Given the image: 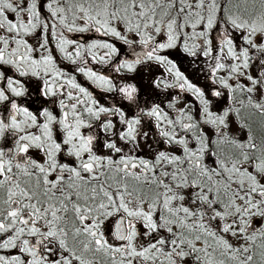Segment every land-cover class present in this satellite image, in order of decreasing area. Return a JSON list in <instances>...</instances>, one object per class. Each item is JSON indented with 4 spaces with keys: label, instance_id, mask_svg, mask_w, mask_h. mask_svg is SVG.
<instances>
[{
    "label": "snow or ice",
    "instance_id": "1",
    "mask_svg": "<svg viewBox=\"0 0 264 264\" xmlns=\"http://www.w3.org/2000/svg\"><path fill=\"white\" fill-rule=\"evenodd\" d=\"M90 62L154 64L166 102L103 105L76 73L137 88ZM0 106V264H264V0H0Z\"/></svg>",
    "mask_w": 264,
    "mask_h": 264
},
{
    "label": "rangeland",
    "instance_id": "2",
    "mask_svg": "<svg viewBox=\"0 0 264 264\" xmlns=\"http://www.w3.org/2000/svg\"><path fill=\"white\" fill-rule=\"evenodd\" d=\"M84 35L91 38H97L95 34L92 33H87ZM116 44L121 49L122 54L119 57H113V61L117 59L121 61L124 59H129L130 57L125 54L129 51L128 46L122 44L120 41H116ZM170 51H172L173 54L177 56L176 62L182 66V69L187 70L185 74L189 75L194 82H198L200 85L208 83L206 75L195 70V67L192 64V57L187 56L184 53H178L176 49H172ZM61 66L69 70L73 67L68 61H62ZM88 66L94 68L97 71H102L104 75L112 78L113 83L117 87L123 86L125 84H132L137 88L138 95L135 96V105L132 109L131 101H127V99H125L122 94H119L115 91H104L101 87H98L96 84L87 80V78L83 77L81 74L76 73L77 82L81 83L83 86L89 87V90L93 92L94 97L100 100V103L105 106H110L111 104L122 106V110H124L127 115H132L138 113V109L148 108L155 103H160L161 101L166 102L163 97L151 91V81L156 76H158L160 72V70L154 64H142L137 66L136 70L133 72L122 70L120 73H117L111 66L101 68V66L92 64L91 62ZM204 67L206 73L207 67ZM39 83L40 81L36 80L35 78L26 80V87L28 88L30 95H28L26 98H22L24 100V106H30L36 112L41 108L39 106L41 104L42 107H47L54 113L59 112L60 109L58 106L52 102L53 100L57 99L56 97H41L39 92L36 91ZM171 91L175 92V90ZM224 106H226L225 103L220 104V107ZM231 131L233 135L240 138L243 137L244 131L240 130L238 124L233 125ZM101 143L102 141L97 144V148L100 149L101 153H106L107 150L100 147Z\"/></svg>",
    "mask_w": 264,
    "mask_h": 264
},
{
    "label": "trees",
    "instance_id": "3",
    "mask_svg": "<svg viewBox=\"0 0 264 264\" xmlns=\"http://www.w3.org/2000/svg\"><path fill=\"white\" fill-rule=\"evenodd\" d=\"M151 91L154 93H156L157 94V90L156 89H154L153 87H152V89H151ZM169 91H171V90H169ZM171 92H173V91H171ZM173 94H175V92H173ZM136 95H138V91H137V93L135 94V96ZM157 95H159V96H161V97H163V99L164 100H166V93H163V92H160L159 94H157ZM181 95H184L183 93H181ZM134 100H136V99H134ZM128 101V100H127ZM131 103H132V109H133V106L135 105V103H134V101H131ZM110 106H113V107H122V106H117V105H114V104H111ZM139 110V109H138ZM253 110H251V109H246V110H244L243 112H242V115H241V117L240 118H238V119H241V120H243V119H247L248 117H249V113H251ZM139 112V111H138ZM250 123H252L253 124V126H255V125H258V124H261V122H264V117H260V116H255L252 120H250L249 121ZM240 130H243L244 132L246 131V129H242V128H240ZM258 131L260 130V129H257Z\"/></svg>",
    "mask_w": 264,
    "mask_h": 264
},
{
    "label": "flooded vegetation",
    "instance_id": "4",
    "mask_svg": "<svg viewBox=\"0 0 264 264\" xmlns=\"http://www.w3.org/2000/svg\"><path fill=\"white\" fill-rule=\"evenodd\" d=\"M138 50V49H137ZM25 80H28L29 78H24ZM20 99H22V98H20ZM40 107H42V105L40 104L39 105ZM0 107H2V106H0ZM26 107H29V109H30V111H33V112H35L30 106H26Z\"/></svg>",
    "mask_w": 264,
    "mask_h": 264
},
{
    "label": "water",
    "instance_id": "5",
    "mask_svg": "<svg viewBox=\"0 0 264 264\" xmlns=\"http://www.w3.org/2000/svg\"><path fill=\"white\" fill-rule=\"evenodd\" d=\"M139 51V50H138Z\"/></svg>",
    "mask_w": 264,
    "mask_h": 264
}]
</instances>
